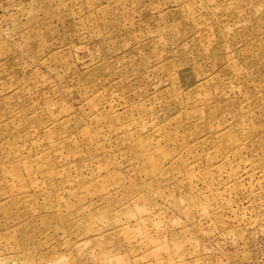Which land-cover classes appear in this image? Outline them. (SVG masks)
Returning a JSON list of instances; mask_svg holds the SVG:
<instances>
[{
    "label": "rangeland",
    "instance_id": "rangeland-1",
    "mask_svg": "<svg viewBox=\"0 0 264 264\" xmlns=\"http://www.w3.org/2000/svg\"><path fill=\"white\" fill-rule=\"evenodd\" d=\"M0 264H264V0H0Z\"/></svg>",
    "mask_w": 264,
    "mask_h": 264
}]
</instances>
